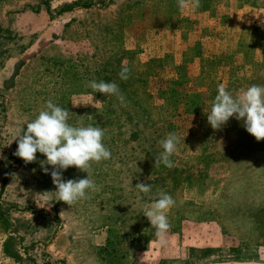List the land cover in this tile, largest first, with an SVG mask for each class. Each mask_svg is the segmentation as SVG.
<instances>
[{
  "label": "rangeland",
  "instance_id": "374dc122",
  "mask_svg": "<svg viewBox=\"0 0 264 264\" xmlns=\"http://www.w3.org/2000/svg\"><path fill=\"white\" fill-rule=\"evenodd\" d=\"M92 80L116 83L125 102ZM220 84L234 96L264 86V0L183 11L177 0H0V264H264V140L234 117L212 129ZM48 100L69 124L101 127L111 151L70 206L45 156L13 155ZM172 132L174 166H154ZM159 191L175 201L163 243L143 215Z\"/></svg>",
  "mask_w": 264,
  "mask_h": 264
},
{
  "label": "clouds",
  "instance_id": "9594fccd",
  "mask_svg": "<svg viewBox=\"0 0 264 264\" xmlns=\"http://www.w3.org/2000/svg\"><path fill=\"white\" fill-rule=\"evenodd\" d=\"M177 5L181 11L197 9L200 7V0H177ZM129 73L130 69L122 65L120 79L127 80ZM85 86L103 95H116L122 104L125 102V97L114 82L92 80ZM233 117L238 121L242 120L245 130L257 141L264 140V86L253 84L240 89L234 96L225 85H218L217 95L207 112V121L212 129L219 130ZM68 119V109L48 100L35 118L25 123L26 129L24 125L17 130L14 140L18 146L13 155L21 158L25 164L36 161L37 152L45 156L46 159L40 161L42 171L50 174L58 201L70 206L81 199H87L88 190H95L96 185L90 178L88 169L91 162L100 163L110 159L111 151L103 143L105 133L101 127L74 126L68 123ZM179 139L172 132L159 141L163 151L155 156L154 166H174L171 157ZM46 165H50L51 169ZM73 166L86 172L87 177L65 180L63 171ZM135 188L144 194L152 191L151 184L137 183ZM157 196L143 215L155 228L156 236L163 243V237L171 227L167 212L175 205V201L164 191H159Z\"/></svg>",
  "mask_w": 264,
  "mask_h": 264
},
{
  "label": "trees",
  "instance_id": "16d2710c",
  "mask_svg": "<svg viewBox=\"0 0 264 264\" xmlns=\"http://www.w3.org/2000/svg\"><path fill=\"white\" fill-rule=\"evenodd\" d=\"M73 6H74V5H72V6H69V7H70V8H72ZM4 184H5V183L3 182L2 186H4Z\"/></svg>",
  "mask_w": 264,
  "mask_h": 264
}]
</instances>
